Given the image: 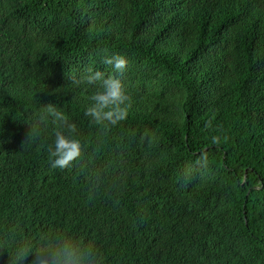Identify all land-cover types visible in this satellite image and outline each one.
<instances>
[{
	"label": "trees",
	"instance_id": "1",
	"mask_svg": "<svg viewBox=\"0 0 264 264\" xmlns=\"http://www.w3.org/2000/svg\"><path fill=\"white\" fill-rule=\"evenodd\" d=\"M113 54L130 105L102 126L83 77ZM71 122L83 153L54 168ZM48 239L95 264H264V0H0V264Z\"/></svg>",
	"mask_w": 264,
	"mask_h": 264
},
{
	"label": "clouds",
	"instance_id": "2",
	"mask_svg": "<svg viewBox=\"0 0 264 264\" xmlns=\"http://www.w3.org/2000/svg\"><path fill=\"white\" fill-rule=\"evenodd\" d=\"M103 63L111 66L113 71L106 73L89 69L83 77L88 85H98L90 97L92 103L85 109V115L97 125H117L128 116L130 96L122 76L129 61L122 54H113L105 56ZM56 115L63 119L60 113ZM77 132L74 122L55 132L54 141L48 146L54 168H68L81 157L84 149ZM29 256L32 257L29 264H95L90 249L68 239H48L34 248L17 250L10 256V264H20Z\"/></svg>",
	"mask_w": 264,
	"mask_h": 264
}]
</instances>
